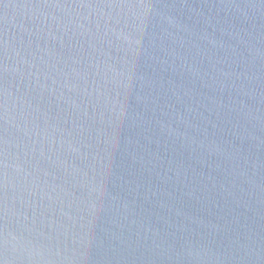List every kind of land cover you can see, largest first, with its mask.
<instances>
[{
    "label": "water",
    "instance_id": "obj_1",
    "mask_svg": "<svg viewBox=\"0 0 264 264\" xmlns=\"http://www.w3.org/2000/svg\"><path fill=\"white\" fill-rule=\"evenodd\" d=\"M0 264H264V0H0Z\"/></svg>",
    "mask_w": 264,
    "mask_h": 264
}]
</instances>
